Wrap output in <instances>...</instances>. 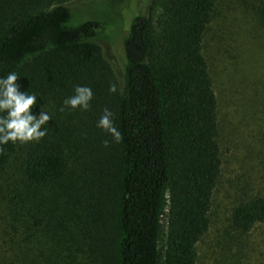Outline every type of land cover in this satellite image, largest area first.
<instances>
[{
	"label": "trees",
	"instance_id": "1",
	"mask_svg": "<svg viewBox=\"0 0 264 264\" xmlns=\"http://www.w3.org/2000/svg\"><path fill=\"white\" fill-rule=\"evenodd\" d=\"M69 1L0 0V77L16 72L41 107L62 106L76 85L93 92L88 111L65 107L67 125L26 148L0 264H197L222 165L220 100L204 52L216 0H151L124 39L121 78L92 40L105 24L71 25ZM259 14L264 27V3ZM229 97L264 115V88L232 85ZM105 107L123 137L107 148L96 127ZM18 146H0V170ZM263 222L264 193L242 190L230 228L242 235Z\"/></svg>",
	"mask_w": 264,
	"mask_h": 264
},
{
	"label": "rangeland",
	"instance_id": "2",
	"mask_svg": "<svg viewBox=\"0 0 264 264\" xmlns=\"http://www.w3.org/2000/svg\"><path fill=\"white\" fill-rule=\"evenodd\" d=\"M150 2L70 0L67 5L73 13L71 25L88 20L105 24L92 40L101 45L105 57L121 78L124 39L133 18L149 12ZM263 3L264 0H216L215 18L205 34L204 52L220 100L222 165L208 211L209 227L196 244L197 264H264V222L242 235L232 231L229 223L231 209L242 190L264 193V115L260 108L256 113L249 109L247 112L238 101L228 98L232 85L244 94H250L253 87L264 88V27L259 22ZM228 51L238 57L240 70H231ZM60 107L55 99L41 107L51 117L45 125L46 135L55 126L61 131L69 122L68 110L61 112ZM33 143L19 144L0 170V237L10 215L12 190L24 185L21 160L26 148Z\"/></svg>",
	"mask_w": 264,
	"mask_h": 264
},
{
	"label": "clouds",
	"instance_id": "3",
	"mask_svg": "<svg viewBox=\"0 0 264 264\" xmlns=\"http://www.w3.org/2000/svg\"><path fill=\"white\" fill-rule=\"evenodd\" d=\"M127 27V25L125 26ZM18 74L10 71L7 75L0 77V146L8 143L26 144L30 142H40L46 136L48 121L51 119L47 111L41 110V105H37L35 93H28L20 90ZM109 93H117L118 88L115 83L108 86ZM93 99L92 89L84 85H76L73 95L62 101L59 111L63 112L65 107L71 110L88 111ZM39 107V111H34V107ZM96 127L105 133L109 139L102 141V146L107 148L111 143H121L123 137L120 130L114 123L113 112L105 107L102 110ZM2 151V148H0Z\"/></svg>",
	"mask_w": 264,
	"mask_h": 264
}]
</instances>
